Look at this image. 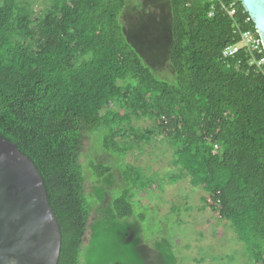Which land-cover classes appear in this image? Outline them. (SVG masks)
<instances>
[{"label": "trees", "instance_id": "16d2710c", "mask_svg": "<svg viewBox=\"0 0 264 264\" xmlns=\"http://www.w3.org/2000/svg\"><path fill=\"white\" fill-rule=\"evenodd\" d=\"M228 3L0 0V136L44 182L60 229L56 264H85L88 250L91 264H122L118 247L128 264H170L141 240L130 253L100 250L112 236L99 206L118 221L131 215L132 188L149 180L123 159L157 136L241 242L244 264H264V69L252 62L264 52L222 55L241 31L258 37L240 1L233 15ZM142 117L152 125L133 127ZM108 156L122 179L111 190L101 187Z\"/></svg>", "mask_w": 264, "mask_h": 264}, {"label": "rangeland", "instance_id": "374dc122", "mask_svg": "<svg viewBox=\"0 0 264 264\" xmlns=\"http://www.w3.org/2000/svg\"><path fill=\"white\" fill-rule=\"evenodd\" d=\"M127 1L131 6L134 0ZM131 124L141 129L151 126L152 122L142 117L133 118ZM172 151L171 144L161 136L127 151L123 161L138 166L141 181L146 184L149 180V185L132 188V213L126 220H115L107 204L99 206L98 220L112 236L108 247L101 246L102 255L113 254L112 247L117 244L125 245L130 253L132 246L141 240L162 252L170 264H244L247 258L241 242L225 219L202 204L201 185L191 184L189 177L172 165ZM108 161L113 169L101 183L105 190L122 185L118 160L108 156ZM87 188H90L88 181ZM119 189H114V193ZM88 237L89 233L85 242ZM89 253L91 250L85 253V264H91ZM116 253V258L122 259L120 263L128 264L121 248ZM113 264H118L115 258Z\"/></svg>", "mask_w": 264, "mask_h": 264}, {"label": "water", "instance_id": "95a60500", "mask_svg": "<svg viewBox=\"0 0 264 264\" xmlns=\"http://www.w3.org/2000/svg\"><path fill=\"white\" fill-rule=\"evenodd\" d=\"M264 52V0H239ZM60 229L33 162L0 136V264H56Z\"/></svg>", "mask_w": 264, "mask_h": 264}, {"label": "built area", "instance_id": "2783aa9c", "mask_svg": "<svg viewBox=\"0 0 264 264\" xmlns=\"http://www.w3.org/2000/svg\"><path fill=\"white\" fill-rule=\"evenodd\" d=\"M224 1H228V5H223L224 8L226 9L228 15H233L234 13V3L235 0H223ZM239 42L232 44V45H226L223 50H222V55L227 56V55H231L234 52L237 51V49L240 46H244L248 49H255L257 51H259L260 49V39L259 37L254 36L251 31L249 30H245V31H241L239 33ZM262 48V47H261ZM252 62L257 65L258 67L264 69V56L259 57L258 59L256 58H252Z\"/></svg>", "mask_w": 264, "mask_h": 264}]
</instances>
